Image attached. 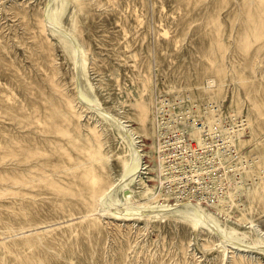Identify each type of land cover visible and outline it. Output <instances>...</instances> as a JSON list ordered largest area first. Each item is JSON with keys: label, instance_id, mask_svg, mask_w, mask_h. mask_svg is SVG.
Wrapping results in <instances>:
<instances>
[{"label": "rangeland", "instance_id": "1", "mask_svg": "<svg viewBox=\"0 0 264 264\" xmlns=\"http://www.w3.org/2000/svg\"><path fill=\"white\" fill-rule=\"evenodd\" d=\"M48 79L107 157L98 204L15 185ZM0 191V264H264V0H0Z\"/></svg>", "mask_w": 264, "mask_h": 264}, {"label": "bare ground", "instance_id": "2", "mask_svg": "<svg viewBox=\"0 0 264 264\" xmlns=\"http://www.w3.org/2000/svg\"><path fill=\"white\" fill-rule=\"evenodd\" d=\"M28 23L31 25V30L35 29L39 33H43L42 22L38 17H30ZM257 26L258 23L254 24L253 22L250 30L255 31L258 29ZM41 90L43 94L47 95V99L42 102V107L38 108L30 103L29 113L22 116L23 120L17 123L15 152L13 153L10 147H5L7 149L6 158L14 167L13 170L16 171L14 174L15 185L21 189L34 190L39 184L49 185L60 179L65 181L66 185L76 184L81 198V183L86 186L87 182L91 181V184L95 185H91L92 188L86 190L85 194L90 200L95 201L102 191H111L113 188L112 183L104 185L103 171L106 165L104 160L107 157L99 152V145L97 148L91 144L90 136L84 138V142L88 146L81 148V128L79 123H76L79 114L73 109L71 102L56 83L52 79H48L47 89ZM50 105L52 108L49 109ZM58 113H63V118L58 119ZM72 121L75 122L72 123ZM70 125L75 129V135L67 132ZM91 133L96 134L93 131ZM99 169L103 171L99 172ZM96 202L98 204L97 200ZM194 226H197V222Z\"/></svg>", "mask_w": 264, "mask_h": 264}]
</instances>
